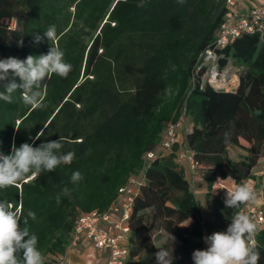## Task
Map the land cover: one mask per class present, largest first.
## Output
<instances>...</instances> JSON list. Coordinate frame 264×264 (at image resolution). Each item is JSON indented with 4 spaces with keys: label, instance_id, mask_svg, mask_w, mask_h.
<instances>
[{
    "label": "trees",
    "instance_id": "1",
    "mask_svg": "<svg viewBox=\"0 0 264 264\" xmlns=\"http://www.w3.org/2000/svg\"><path fill=\"white\" fill-rule=\"evenodd\" d=\"M225 3L0 0V59L46 54L47 39L36 44L34 37L55 25L57 39L51 43L72 65L67 78L52 75L44 81L42 109L24 105L19 90L11 103L0 100V151L10 154L13 143L35 147L62 137V152L75 153L70 165L29 174L0 190V199L24 216L29 210L36 214L28 224L45 264H59L80 215L107 210L140 173L128 219V264H155L161 247H174L173 264H194L192 253L207 247L203 238L226 231L243 206H225L226 195L214 189L218 178L232 176L237 184L255 180L264 207V172L258 169L264 158V33H244L222 50L220 67L238 69L230 90L202 84L197 70L200 54L215 47ZM181 118L190 127L183 140L159 149L163 131ZM42 129L44 135L33 143ZM231 148L242 152L233 157ZM182 150H191L206 171V207L177 161ZM151 151L155 155L147 158ZM76 171L83 179L72 183ZM65 187L71 196L62 195L57 203ZM188 218L191 224L180 227ZM256 243L264 264V226Z\"/></svg>",
    "mask_w": 264,
    "mask_h": 264
},
{
    "label": "clouds",
    "instance_id": "2",
    "mask_svg": "<svg viewBox=\"0 0 264 264\" xmlns=\"http://www.w3.org/2000/svg\"><path fill=\"white\" fill-rule=\"evenodd\" d=\"M179 2L183 3V0ZM45 38L50 44L46 54L28 55L23 60L11 56L0 59V82H4L5 89L0 92V100L11 103L12 94L19 90L24 105L32 109L46 107L42 92L44 81L52 75L67 78L72 65L65 61L64 52L51 43L57 39L55 25L49 26L43 36L35 35L34 43L39 44ZM22 44L21 40L19 46ZM43 135L42 129L33 138V143ZM224 139L226 143L230 141L229 132L224 133ZM62 149L63 138L60 137L59 140L44 142L35 147L27 142L19 147L13 143L10 154L0 151V190L17 186L29 174L54 172L61 165H70L75 159V153H64ZM82 179L79 171L72 173V183ZM217 181H230L234 185L232 190L226 191V207L239 209L242 205L260 203L251 182L237 184L231 176L227 179L218 178ZM62 195L70 197L71 190L65 187L57 194V203H60ZM29 218L36 220V214L29 210L27 216H24L20 210L14 209L11 202L0 199V264H45L44 255L38 247V236L30 232ZM190 224L191 218H188L180 227ZM258 231V224L249 215L235 211L227 230L205 236L206 249L195 250L192 260L194 264H259L260 251L256 243ZM173 252L174 247L157 249L155 264H173Z\"/></svg>",
    "mask_w": 264,
    "mask_h": 264
},
{
    "label": "built area",
    "instance_id": "3",
    "mask_svg": "<svg viewBox=\"0 0 264 264\" xmlns=\"http://www.w3.org/2000/svg\"><path fill=\"white\" fill-rule=\"evenodd\" d=\"M227 15L213 47L206 48L198 59L197 70L202 72V84L209 83L213 88L230 90L235 84L238 69L231 64L220 67V60L224 58L222 50L229 46L237 37L244 33H264V2L252 7L249 11L242 10V0H226ZM13 26L15 21H12ZM189 131L184 119L169 124L163 131L159 149L170 150L174 144L181 142V130ZM155 155L153 151L147 158ZM177 161L185 168H189L191 177L199 175L202 165L195 159L191 150L179 152ZM258 169L264 172V158ZM142 180V173L133 177L129 184L122 187L116 200L105 211H93L80 215L74 225L70 247L77 246L83 239L88 241L93 249L100 252L98 264H128L130 248L128 242L129 224L133 197L138 192ZM251 182L255 188V180L247 179L243 183ZM138 185L134 192L133 186ZM260 199V198H259ZM240 212L249 215L259 226H264V207L260 199L259 204L243 205Z\"/></svg>",
    "mask_w": 264,
    "mask_h": 264
},
{
    "label": "crops",
    "instance_id": "4",
    "mask_svg": "<svg viewBox=\"0 0 264 264\" xmlns=\"http://www.w3.org/2000/svg\"><path fill=\"white\" fill-rule=\"evenodd\" d=\"M264 0H242V10L244 12L249 11L252 7L263 3ZM180 141L183 140V135L180 133ZM232 149V148H231ZM239 152H242L239 148H237ZM186 176L189 180H191L193 184L194 190L198 188L196 182H201L202 177L198 175L194 178H191L190 171L185 169ZM221 186H224L221 182L219 183ZM227 189L231 190L230 187H226ZM199 189H205L204 186H199ZM205 191V190H204ZM196 192V190H195ZM262 200V199H261ZM101 255L100 252L93 249L91 244L86 241L82 240L77 246H73L69 248L63 255L59 257V264H98L100 261Z\"/></svg>",
    "mask_w": 264,
    "mask_h": 264
},
{
    "label": "rangeland",
    "instance_id": "5",
    "mask_svg": "<svg viewBox=\"0 0 264 264\" xmlns=\"http://www.w3.org/2000/svg\"><path fill=\"white\" fill-rule=\"evenodd\" d=\"M184 123H185V125L187 126L188 125V121L187 120H185L184 121ZM181 133H182V135H183V133H184V129H182L181 130ZM237 148H232L231 149V155L233 156V157H237L239 154V151L238 150H236ZM185 169H187L188 171H189V168L187 167V168H185ZM190 173V172H189ZM190 175H191V173H190ZM199 175H201V176H203L202 177V180H201V182H196L195 183V186H196V184H197V186H198V188H196L195 190H196V194H197V196H198V198L201 200V202L203 203V207H206L205 206V202H204V199H203V196H204V190L205 189H202V190H200L199 189V186H204V188H205V175H206V171L204 170V169H200V171H199ZM198 176V175H197ZM232 177V176H231ZM192 178V177H191ZM221 181H218V182H216L215 184H214V189H215V191H217V192H220V193H222L223 195H226V191L227 190H229V189H227L226 187H230L231 188V190L234 188V185L229 181V182H221L224 186H221L219 183H220ZM196 186V187H197ZM138 189V185H134L133 186V191L135 192L136 190ZM230 191V190H229ZM256 192L258 193V196H259V198L261 199V197H260V190L258 189H256Z\"/></svg>",
    "mask_w": 264,
    "mask_h": 264
}]
</instances>
